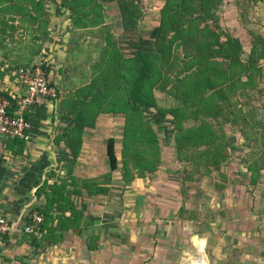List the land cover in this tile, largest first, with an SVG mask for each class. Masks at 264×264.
Returning a JSON list of instances; mask_svg holds the SVG:
<instances>
[{
  "label": "trees",
  "instance_id": "16d2710c",
  "mask_svg": "<svg viewBox=\"0 0 264 264\" xmlns=\"http://www.w3.org/2000/svg\"><path fill=\"white\" fill-rule=\"evenodd\" d=\"M48 2L68 10L71 24L68 60L60 73L69 91L63 106L74 116L73 134L79 138L86 127L95 128L100 114L121 120L122 134L120 153L116 137L108 138L109 171L102 181L79 178L71 162L67 174L51 183L46 179L36 190L45 200L36 207L44 215L45 239L58 242L66 230L89 227L95 219L82 203L84 190L91 196L108 194L113 172L122 169L128 184L159 169L162 136L144 107L173 121L178 160L191 167L185 181L193 174H223L217 169L232 149L226 125L261 145V153L248 161L253 181L259 179L264 170V123L258 121L256 129L243 126L252 113L244 105L245 96L256 97L264 84V35L252 23L246 25L255 18L250 17L255 0H0V42L28 33L47 36ZM111 4L116 5L115 20L108 16ZM147 19L151 28L145 27ZM115 22L122 28L118 38L107 29ZM95 45L100 49L96 58L91 56ZM77 47L91 58L71 65ZM72 77L80 79L78 85ZM158 93L172 104L160 105ZM4 95L11 102L9 112L16 113V98ZM189 120L196 124L187 125Z\"/></svg>",
  "mask_w": 264,
  "mask_h": 264
},
{
  "label": "crops",
  "instance_id": "0c3cea01",
  "mask_svg": "<svg viewBox=\"0 0 264 264\" xmlns=\"http://www.w3.org/2000/svg\"><path fill=\"white\" fill-rule=\"evenodd\" d=\"M47 7L51 11L47 36L36 32L40 36L36 38L28 33L0 42V94L8 93L18 101L27 87L17 70L36 64L47 68L59 91L57 99L38 95L26 110V138L0 139V215L17 227L43 206L44 196L35 192L46 179L51 183L67 174V163L74 162L71 169L76 176L82 174L83 162L97 165L95 129L86 127L77 138L71 130L74 116L63 106L69 93L60 73L68 60V10L53 2ZM74 59L71 56L69 64H77ZM233 172L231 184L213 200L219 211L213 212L204 202L198 206L204 208L202 216L172 218L171 230L159 232L155 247L133 243L136 238L118 231L114 217L99 214L100 207L106 211L114 206L109 198L112 189L106 195L92 196L84 190L82 203L95 219L89 227L66 230L58 242L45 239L46 231L34 236L22 231L0 234V264H264V182H259L264 170L257 183L247 167Z\"/></svg>",
  "mask_w": 264,
  "mask_h": 264
},
{
  "label": "rangeland",
  "instance_id": "374dc122",
  "mask_svg": "<svg viewBox=\"0 0 264 264\" xmlns=\"http://www.w3.org/2000/svg\"><path fill=\"white\" fill-rule=\"evenodd\" d=\"M250 10L251 21H247L246 25L252 23L255 31H260L264 35V0H255L251 2ZM116 5L111 4V10L108 13L109 19L116 18ZM115 20V19H114ZM153 22V20H152ZM146 28H151V19H147ZM108 26V25H107ZM107 29H113L116 38L120 37L122 28L118 22L108 26ZM105 29V31L107 30ZM76 63L90 60L93 55L96 58L99 55V47H92L91 56L87 51H81L83 48L77 47ZM76 53L72 55V58ZM90 57V58H89ZM75 65V64H74ZM91 64L85 69H89ZM264 67V65H263ZM264 70V68H263ZM264 73V71H263ZM83 76V75H82ZM80 75V78L82 77ZM73 78V77H72ZM73 83L79 84L80 79L73 78ZM244 100L247 111V123L243 124L244 129L250 126L256 129L258 121L264 123V84L263 88L258 89L257 96H245ZM255 97V100L253 99ZM159 103L162 106H169L172 103L158 93ZM148 119L157 126L161 134V144L163 148L162 161L159 169L154 174H149L143 179H135L126 184L123 180L122 169H119L112 174L110 204H114L110 210H104L100 207L99 214L114 217L112 220L117 224L118 231L128 232L136 238L133 243L142 244L143 247H155L159 232L171 230L170 221L172 218L185 216H202L204 208H199L200 204H206L213 209V212L219 211L218 204L215 205L214 199L218 200L220 194L223 193L225 186L231 184L233 179V171L237 169L248 168L247 162L255 155L261 153V145L249 140L242 134L239 128L226 125L229 139L232 143L231 154L226 163L219 167L221 173L217 177L209 178L206 175H196L190 181H185L183 176L186 170L191 168L183 161H179L176 149L174 146L173 132L174 124L170 119L162 117L155 109L143 108ZM254 117V118H253ZM121 120L113 118L112 115L100 114L97 119L94 133V146L98 150L97 165H91L89 162H83L84 169L82 174H77L79 178L91 177L94 174L95 178L102 181L105 178V173L109 171L107 161L106 144L110 136H115L117 139V149L120 153L121 148ZM187 125L196 124L189 120ZM247 127V128H246ZM91 130H88L89 133ZM93 131V132H94ZM250 131V130H249ZM252 150V151H250ZM246 151H250L247 153ZM84 155V158H87ZM86 161V159H83ZM249 165V164H248ZM263 172V170L261 171ZM258 182V179H257ZM256 182V183H257ZM259 182H264V177L259 179ZM219 183V184H218ZM264 184V183H263ZM223 185V186H219ZM219 186V187H217ZM223 187V188H221ZM211 190V195L206 192ZM106 198H104V201ZM205 205V204H204ZM209 207V208H210ZM104 211V212H103ZM196 211V212H195ZM172 216V217H171ZM177 216V217H176ZM158 234V235H156ZM140 237V238H139ZM137 246V245H135Z\"/></svg>",
  "mask_w": 264,
  "mask_h": 264
},
{
  "label": "built area",
  "instance_id": "2783aa9c",
  "mask_svg": "<svg viewBox=\"0 0 264 264\" xmlns=\"http://www.w3.org/2000/svg\"><path fill=\"white\" fill-rule=\"evenodd\" d=\"M20 81L26 85L27 93L17 101V112H9L10 100L0 94V139L5 137L26 138L29 128L26 110L34 103L38 95H45L52 99L59 97V91L53 83L52 75L41 64L21 67L17 70ZM44 215L33 210L29 214L27 222L22 227H17L7 217L0 215V234L14 231H22L29 234L39 235Z\"/></svg>",
  "mask_w": 264,
  "mask_h": 264
}]
</instances>
